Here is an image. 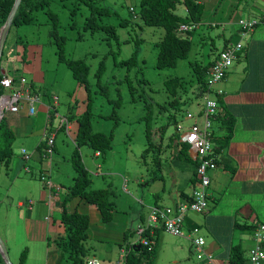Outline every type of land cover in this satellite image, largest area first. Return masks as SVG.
<instances>
[{
	"label": "rangeland",
	"instance_id": "1",
	"mask_svg": "<svg viewBox=\"0 0 264 264\" xmlns=\"http://www.w3.org/2000/svg\"><path fill=\"white\" fill-rule=\"evenodd\" d=\"M221 1L219 0V3ZM139 3L140 0H48L47 6L32 12L28 22L11 27L5 41L2 62L10 54L8 70L11 71L13 66L16 83L24 76L27 82L37 87L40 98L49 99L50 96L52 100V96H57V113L68 119L67 133L64 126L60 127L58 116L53 114L49 124L48 132H55V144L53 153L44 162H48L49 168L46 172L52 185L64 188V185L67 186L72 181L74 171L70 156L74 149L73 136L77 130L79 117L89 107L92 130L112 133V142L106 155H93V150L87 146L80 148L82 162L91 179L88 189L111 190L110 200L117 209L129 207L133 210L134 216L136 211H139L135 218L143 221L149 212V208L147 212L144 206L152 205L155 200L159 207H166L171 203L167 197H161L162 192L153 194L148 192L145 189L147 188L145 182L142 181L155 176L160 178L162 175L165 189H172L174 187L170 183L172 172H168V168L174 170V164L182 165L184 162L171 155L175 150L174 145L167 146L168 136L176 133L173 124L166 125L165 135L159 147L161 150L159 157L155 156L157 143H154V150L148 148L145 151L147 147L145 125L147 124L152 132V141L159 142L161 139L158 135L159 127L169 123L172 117L179 120V123L183 120L184 128L192 123H201L200 117L196 114L205 104L207 94L197 92L192 65L205 64L215 57L223 47V35L229 36V44L239 39L236 24L232 23L223 28L222 24L215 23L224 18L222 13L226 14L227 20L236 12V8L248 15L247 10L259 2L223 0L221 10L216 11L207 5L201 21L190 32L191 46L187 57L179 59L172 68L162 69L155 67L157 53L155 43L159 41L163 30L143 23L139 14ZM92 6L99 11L94 13L89 22ZM131 7L133 11L129 9ZM47 8L57 15L56 29L58 38L63 41L65 57L85 60L87 88L78 84L66 63L59 60L56 39L51 35L52 20ZM101 8L106 11L99 13ZM185 11L183 4L177 5L175 10L181 16L186 14ZM101 24L114 26L117 37H109ZM250 38L251 34H246L241 40L242 44L249 42ZM133 54L134 59H130ZM101 60L104 61L105 69L98 77L95 73ZM236 64L234 59L227 72L232 71ZM173 77L178 80L182 78L184 81L183 86L178 87L175 94L169 92L164 82ZM221 82L222 80L213 85L209 94V97L217 101L219 94L215 90L219 89ZM5 92L8 93V90ZM174 97L178 100L177 107L170 104ZM21 102L27 108V103L22 100ZM218 103L220 105V102ZM187 112L194 114V117L186 118ZM3 118L7 124V111L3 113ZM12 131L15 138L12 143L11 162L15 160L21 163L22 150L30 151L37 144L36 141L30 142V145L23 144L19 129L15 126ZM184 163L189 166L186 161ZM9 171L10 169L4 171L0 165V182L6 181L5 174ZM25 171L29 179H16L12 183L15 202L11 208L15 210L13 216L15 222L10 224L8 246H14L15 251L11 248L10 254L8 253L9 262L21 264L20 254L26 250L24 264H71L72 261L68 259L67 254H62V247L54 242V237L57 236H52L53 233L46 234L48 226L54 231L62 223L57 213L48 214V219L45 218L47 220H38L34 214L29 219L20 218L17 213L19 194L22 198L38 199L36 196H28L27 191H35L37 186L44 187L36 173L30 174L31 169L28 167ZM188 187L185 184L184 188L188 190ZM46 189L50 191L47 187ZM1 191L4 189H0ZM155 195L160 197L154 200L152 198ZM141 201L147 205H143ZM8 205L6 203V206ZM4 207L5 205L0 207V211ZM220 207L224 208L225 213H230V207ZM197 216L202 218L201 214ZM197 222L200 229L198 234L205 237L208 246L210 235L204 230L201 220ZM61 226H64L63 223ZM65 234L66 231L62 230L60 235ZM127 234L128 237L132 235L130 231ZM191 240L192 237L186 234L185 229H182V235H172L159 228L154 264H197L196 251ZM86 243L87 241L84 243L85 258L90 257L92 253L97 255L94 246L89 247ZM99 259L101 264H113L108 259Z\"/></svg>",
	"mask_w": 264,
	"mask_h": 264
},
{
	"label": "crops",
	"instance_id": "2",
	"mask_svg": "<svg viewBox=\"0 0 264 264\" xmlns=\"http://www.w3.org/2000/svg\"><path fill=\"white\" fill-rule=\"evenodd\" d=\"M197 2L203 4L204 10L209 5L210 9L216 11L221 10L223 0L220 3L219 0H197ZM258 2V5H253L247 10L249 16L245 15L243 10L236 8V12L231 14L229 20L226 19V14L222 13L224 18L215 23H220L225 28L232 23L238 27L239 19L245 18L244 16H247L245 19L258 20L264 16V0H258ZM131 8H129L130 11H133V8ZM251 16L252 18H250ZM250 34L249 42L243 44L244 51L235 59L236 66L232 67V71L227 72L225 79L219 84V89L215 90L220 93L217 96L219 98L218 102H220L219 112L234 120L230 140L220 154L225 167L218 165L216 170L210 173V185L207 187L209 193L207 210L202 213H188L182 227V229H185L186 234L190 236L191 229L197 227V221L201 220L204 230L210 235L208 246L204 237L205 250L213 255L214 264H229L230 249L236 242L240 243L245 249V260L240 264H250L248 251L255 243L253 240L254 228L258 223L264 224V24L257 25ZM223 39L225 41L229 39V36L223 35ZM10 59V54H8V57L3 62L1 61L2 64L0 62V68L7 76L14 78L13 66H11V71L8 70ZM26 85L33 93L39 95L37 87L31 82H27ZM48 98L42 99L39 96L34 115L28 114L24 104L17 112L7 111V124L11 130L12 128L15 129V126L19 129L23 144L30 145V142L34 141L37 144L30 151L22 150V152L25 151L31 154L30 161L25 162L22 158H20L21 163L15 160L10 161L8 169H5L0 163L4 171L10 169L5 174L7 185H5L6 181L0 182V189H4L0 192V207L5 205L0 211V237L9 254L11 248L15 251L14 246H8L10 245V224L15 222V219H13L15 210L11 208L14 205L13 202H15L12 183L16 179L25 180L28 178L25 171L27 167L31 169L30 174L36 173L37 177L40 173L48 175L46 170L49 165L48 162H44L46 158L42 156L45 148V132H48L49 124L52 121L51 118L49 120L47 114V106L52 102L51 97ZM182 122L183 120L180 123L178 122L177 125L183 126ZM188 127H182L179 133L176 126L179 138L188 131ZM93 155H96V153ZM188 155L194 160V152L191 149H188ZM184 162L182 165L174 164V170L168 168V172H172L170 180V183L174 186L172 189H165V181L162 182V175H160V178L155 176L147 181L141 180L142 183L145 182L144 185L146 184L147 188L145 189L152 194L162 192L161 197H167L171 203L168 206H173L184 200L185 197L180 193L181 189L190 194L192 186L189 180L194 171V164L191 161H186L189 166L185 165ZM71 182H73V178L70 184ZM185 184L189 186L188 190L184 188ZM41 185L43 187L44 183L41 182ZM35 188H37L35 191H27V194L28 196H36L38 199L22 198L19 194L20 198L17 199L16 208L20 218L29 219L34 214L38 220H47L48 214L52 215V213H57L60 218L62 210L61 197L66 192V186L64 185V188L55 186L51 191H47L46 186ZM158 197L160 196L155 195L152 199L155 200ZM6 203L9 205L6 206ZM141 203L147 205L143 201ZM153 205H158L156 200L153 201L152 205L144 207L148 212V208ZM220 206L230 207V213H225L224 208ZM68 208L70 211L77 210L79 213L88 216L86 244L89 247L94 246V250L98 254L92 253L90 257H86V260L96 259L99 264H101L99 258L108 259L113 264H121L120 261L125 256L126 243L135 244L134 242L139 238L137 228L144 225L147 218L145 217L143 221H139L135 218L139 211H136L134 216L133 210L129 207L117 209L114 205L111 220L104 223L101 221V214L95 206L78 198L72 199L68 204ZM199 214L202 216L201 219L197 216ZM61 225L62 223L54 231H51V226H48L46 234L53 233L52 236L61 237L62 230L65 231V227ZM244 225H251L252 227L246 228ZM128 231L133 233L126 239L125 236ZM57 237H54V239ZM13 255H15L14 252ZM98 256L100 257L98 258ZM262 264H264V261Z\"/></svg>",
	"mask_w": 264,
	"mask_h": 264
},
{
	"label": "trees",
	"instance_id": "3",
	"mask_svg": "<svg viewBox=\"0 0 264 264\" xmlns=\"http://www.w3.org/2000/svg\"><path fill=\"white\" fill-rule=\"evenodd\" d=\"M14 0H0V27L5 22L9 11L13 5ZM183 4L186 9V14L181 16L175 12L177 5ZM48 5V0H21L17 12L13 18L10 29L13 25L23 24L29 21L31 14L34 10ZM99 11L96 7H91V14L88 21L94 16V13ZM104 13L106 9H100ZM204 7L202 3L197 2V0H140L139 3V14L145 25L152 27H157L163 30V34L159 41L155 43L157 48L155 67L158 69L162 68H172L176 65L177 61L182 58H186L191 46L190 32L197 27L201 21L203 15ZM47 13L52 20V30L51 35L55 37L57 44V52L59 60L66 63L67 67L71 70V75L78 81V84L88 87L87 78V64L83 59H70L66 58L64 54L63 41L58 38L57 34V15L52 13L49 8H47ZM181 24L194 25L192 30L186 32H179L178 27ZM264 24V16L258 19L254 28L257 25ZM103 30L106 31L109 37L116 38L115 28L109 24L100 25ZM9 29V31H10ZM254 30V29H253ZM9 33V32H8ZM186 33V34H184ZM184 34V35H183ZM8 36V35H7ZM230 39L224 41L222 47L225 48L229 43ZM5 45V44H4ZM4 49V48H3ZM244 51V45L237 52V56ZM3 51L1 55L0 62L2 61ZM134 54L130 59H134ZM212 61H208L205 64L192 65L195 74V87L199 94H208L210 89L207 88L206 78ZM1 67V65H0ZM105 66L104 61L101 60L99 66L96 70V76L102 75ZM3 71L0 68V78L3 75ZM227 73L225 74L226 77ZM225 77L223 79H225ZM165 82V86L168 88L169 92L175 94L178 87L183 86L182 78H170ZM217 92V91H216ZM218 96V95H217ZM219 100V98H218ZM218 103V101H217ZM173 107H177L178 100L173 98L170 101ZM219 108V103H218ZM179 109V108H177ZM52 117V115H51ZM91 113L89 107L84 111V113L79 117L78 126L73 136L74 139V149L70 156L72 162L74 176L73 182L66 186V192L61 197V213L60 220L65 226L66 234L65 236L57 237L54 239L57 245L62 247V254H67L68 259H70L71 264H87V260L84 255L85 241L87 239V227H88V216L83 213H79L77 210L70 211L68 208L69 202L78 198L79 200H84L90 205L95 206L101 214V221L108 222L112 218V211L114 209V204L110 200L111 190L109 189H88L90 183L89 172L85 168L82 158L80 155V148L82 146H87L93 150V152H98V155H106V153L111 148L112 133L106 134L100 131H93L90 122ZM212 117V150L215 156V161L218 165L223 166L224 160L220 158L221 151L226 147L228 141L230 140L231 133L233 132L234 120L231 117H226V115L221 114L217 111ZM177 120L172 117L169 123L161 125L158 129V135L161 138L159 142L152 141V132L148 125H145L144 136L147 141L146 149L154 150V143L158 145L155 146V156L159 157L161 152L160 146L162 144V138L165 135L166 125L173 124L176 128ZM215 126V127H213ZM15 134L10 129L8 124L4 122L2 116L0 120V163L5 169H8L12 151V143L14 141ZM174 145L176 151H172L171 154L174 158H178L185 161H191L194 164V171L192 177L190 178V185L192 187L197 186L198 179L196 175V161L192 160L188 155L189 144L179 141L178 133H172L168 136L167 146ZM156 157V158H158ZM159 161L158 159H156ZM225 167V166H223ZM216 170V168H215ZM214 171V170H213ZM212 171V172H213ZM191 187V188H192ZM192 191V189H191ZM181 195L185 198L189 197V194L181 189ZM191 193V192H190ZM208 201V199H207ZM143 230L140 237L137 239L135 244L126 243L125 245V256L122 264H154L156 260V246L158 240V228L153 229L150 233L149 229L142 225ZM246 228L252 227L251 225H244ZM255 229V228H254ZM133 232H130V234ZM127 234L125 238H128ZM144 238L147 242L141 243V239ZM127 242V241H126ZM251 249V248H250ZM249 249V250H250ZM61 254V257H63ZM60 257V259H61ZM26 258V250H23L20 254L19 261L24 264ZM59 259V260H60ZM245 260V249L240 243L232 245L230 253L228 256L229 264H240ZM0 264H4L0 257Z\"/></svg>",
	"mask_w": 264,
	"mask_h": 264
},
{
	"label": "built area",
	"instance_id": "4",
	"mask_svg": "<svg viewBox=\"0 0 264 264\" xmlns=\"http://www.w3.org/2000/svg\"><path fill=\"white\" fill-rule=\"evenodd\" d=\"M132 9V8H131ZM258 22L257 19H239V39L232 41L225 48L221 49L212 60V65L207 74L206 83L208 90L212 89L213 85L223 80L227 69L232 66L234 59L237 57V52L242 48V38L250 33L254 25ZM194 25L181 24L178 27L179 32L192 30ZM16 79L6 74L0 78V110L2 114L5 111L17 112L23 107L24 101L27 103V112L29 115L35 114V106L39 102V95L33 93L29 86L26 85V78L20 77L17 84ZM8 90V93L5 92ZM207 94L205 104L197 112L196 116L200 117L201 123H192L188 127V131L181 135L179 141L189 144V149L194 152V160L196 161V175L198 184L192 187V191L188 198L174 204L173 206L159 207L153 205L149 208L146 218L145 227L152 233L155 228H162L172 235H182V227L188 213H202L207 210L208 188L210 185V173L217 168L215 156L212 150L211 133L212 132V115L218 110L217 100L209 97ZM217 94H220L217 91ZM51 104L47 106V114L50 120L51 115L58 116L60 126L65 127L68 132L69 125L66 116L59 115L56 109L57 96H52ZM194 114L187 112L186 118L191 119ZM182 126L177 125V130L180 133ZM55 132H45L44 137V152L42 156L49 158L54 150ZM98 152L96 153V155ZM23 159L28 161L31 159V154L25 151L22 152ZM39 180L44 183L50 191L54 188L50 182L48 175L39 174ZM48 218V217H47ZM143 227L137 228L139 237ZM199 233L197 227H193L190 232L192 237V245L196 251L197 264H214L213 255L205 250L204 237ZM254 246L248 251V260L250 264H262L264 261V224L258 223L253 231ZM147 242L144 238L141 243ZM87 264H99L96 259L87 260Z\"/></svg>",
	"mask_w": 264,
	"mask_h": 264
},
{
	"label": "water",
	"instance_id": "5",
	"mask_svg": "<svg viewBox=\"0 0 264 264\" xmlns=\"http://www.w3.org/2000/svg\"><path fill=\"white\" fill-rule=\"evenodd\" d=\"M20 2H21V0H14L13 5L9 11V14H8L5 22L0 27V59H1L2 51L4 48V44H5L8 32H9L10 26L12 24L13 18L15 16V13L17 12V9L19 7ZM1 73L5 74L3 71H1ZM2 116H3V114L0 110V120H1ZM4 245H5L4 242L0 238V256H1V259H2L4 264H11L9 262L7 248Z\"/></svg>",
	"mask_w": 264,
	"mask_h": 264
},
{
	"label": "bare ground",
	"instance_id": "6",
	"mask_svg": "<svg viewBox=\"0 0 264 264\" xmlns=\"http://www.w3.org/2000/svg\"><path fill=\"white\" fill-rule=\"evenodd\" d=\"M240 51V50H239ZM61 127V126H60Z\"/></svg>",
	"mask_w": 264,
	"mask_h": 264
}]
</instances>
